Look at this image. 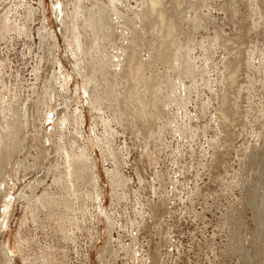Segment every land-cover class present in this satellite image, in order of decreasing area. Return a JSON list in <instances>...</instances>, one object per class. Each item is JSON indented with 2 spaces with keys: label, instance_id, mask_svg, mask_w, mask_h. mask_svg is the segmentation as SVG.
Instances as JSON below:
<instances>
[{
  "label": "bare ground",
  "instance_id": "bare-ground-1",
  "mask_svg": "<svg viewBox=\"0 0 264 264\" xmlns=\"http://www.w3.org/2000/svg\"><path fill=\"white\" fill-rule=\"evenodd\" d=\"M34 1L0 0V42L21 35L35 56L27 80L6 69L10 59L0 50V234L15 204L22 207L12 245L10 236L0 239V264L18 256L21 264H69L62 242L75 244L84 230L98 264H118L120 254L121 264H160L171 238L158 221L169 213L167 187L177 179L166 162L164 171L158 167L167 158L183 171L182 158H193L202 137L197 164L220 179L230 165L226 186L240 195L221 221L229 230L225 246L263 262V242L253 254L254 239L245 236L242 208L264 225V0H219L235 33L213 23L198 39L214 22L208 0ZM11 76L16 85L5 79ZM115 125L140 148L134 177L125 170V133ZM188 186L187 200L210 195ZM32 227H50L55 238L30 252ZM149 227L158 239L145 248L141 233Z\"/></svg>",
  "mask_w": 264,
  "mask_h": 264
},
{
  "label": "rangeland",
  "instance_id": "rangeland-1",
  "mask_svg": "<svg viewBox=\"0 0 264 264\" xmlns=\"http://www.w3.org/2000/svg\"><path fill=\"white\" fill-rule=\"evenodd\" d=\"M29 1L32 3L35 2L34 0H29ZM46 1H47V5L49 6V0H46ZM130 1L132 2V0ZM207 2L209 6V16L213 17V19H210V20L214 22H210V24L208 25L209 29L206 28V30H201V31L199 30V32H196L195 37L198 39L200 36V33L205 34L207 30L210 33L213 27L212 25L213 23L221 26L225 34H230V35L234 34L235 30H234L233 24L226 18L223 11L219 9L218 5L220 1L219 0H208ZM49 16H51V21H54L52 13H50ZM22 37L23 36L21 35L16 36V38L12 40L13 42L11 41V43L7 42L4 44L0 42V45H2L0 46V50L2 49L1 55H4L5 57H8L10 59L8 61V67L6 69L11 70L12 72H15L18 69L19 71H22V74L24 75V77L27 80H29L30 78H32V76L30 75V67L35 61V56L33 54H28L27 48L25 47L23 43L24 37L23 38ZM250 37L252 36L249 32L246 39H249ZM260 38L253 35V40H255L259 44H261ZM61 41L62 40L60 39V42ZM5 46H7V48ZM8 47L10 50L8 49ZM195 52L198 53L197 50H195ZM218 55H219V51L215 53V57H218ZM5 79H7L8 83H10L9 80L11 79L13 85H16V83L14 82V76H11L10 78L5 77ZM73 86H74V79L71 80L69 87L72 89ZM101 90L102 89L100 87L99 91ZM23 91L25 90H21L22 92L21 94H26L25 92L23 93ZM205 93L209 94L210 92L206 90ZM68 94L69 92L68 93L65 92L64 93L65 97ZM68 102H71L72 104H74L72 101H70V99L67 100V103ZM243 105H246V104L243 103ZM257 109L258 107L255 106L256 111ZM83 113L85 115L84 116L85 117V129L87 132L90 126L91 116L87 110H84ZM115 127L119 133L124 131L118 125L117 126L115 125ZM124 133L126 136L125 137L126 142L130 148L129 151L133 152V153L129 152L131 156L129 155L128 157V164L125 166V170L127 169L126 173L132 177L134 175L133 169H131V167H133L134 165V161H132L133 160L132 156H134V158L136 159L137 155L136 156L134 155L135 151H137L136 154H138V151L140 148L137 144H133V141L130 138V133L129 132L127 133V130L124 131ZM207 133L211 134V131L208 130ZM243 137H245L244 134L239 135V137L237 138V145H240V143L244 141ZM122 141H123V138H121L120 140L117 139L116 144H121ZM201 145L205 146V139L203 137L198 139L197 143L194 145L193 158H189L188 156L184 158L185 160L182 158L180 166H182L183 164L185 165L184 168H182L183 171H180L181 168L180 169L178 168L179 169L178 170L177 166L174 167L170 162H169L170 165L169 164L167 165L169 161L167 158H164L165 160L163 159V161L161 160L162 162H160L159 164V167H158L159 170L161 169L165 170V166L168 168L170 167L171 168L169 169L171 171L170 174L171 175L174 174L173 177L174 178L176 177L177 179L175 181L176 186L174 185L175 186L174 188H172L170 185L169 187H167V191L169 193L167 195V199H168L167 208H169L168 209L169 213L168 212H165L166 214L163 213L161 217H163L164 214L166 217L160 218V221H158L160 222V224L157 223L165 231L167 230L171 238L169 239L170 242H168V244L166 243L165 244L166 246L162 247V250L165 253L164 254L165 256H163L164 259L160 260V262L162 261L160 264H264V260L263 262L262 261L257 262V260L256 259L254 260L253 257L251 259L252 262L250 260L249 262L247 260H243L240 257H238L232 250H228L226 248L225 243L227 239L229 238L228 237L229 230L227 231V229L223 226L221 221H222V218L224 217V214L227 211L229 212V207L233 205L235 202H238V198L240 195L235 185L226 186V183L231 181L230 177L233 172V168L230 167V165H226L225 168L224 167L220 168L219 172L220 174H222V177H223V179H220V177H218L214 171L213 172L210 171L211 172L210 173L205 168L201 169L203 167H201L200 163L197 164L198 162L202 161L201 156L199 154L201 150V147H200ZM189 159L191 161H189ZM164 163H165V166H164ZM232 164L234 167H236L237 165L235 161H233L231 165ZM189 166H192V167L190 168ZM197 166L199 167L197 168ZM172 167H173V170H172ZM150 169H151L150 167H146V169L144 170L145 175L149 174L148 176L146 175L147 179H150L152 175V169L151 170ZM187 169L188 170L190 169V170L188 171ZM177 170H178V174L176 173ZM177 181L179 183H177ZM136 183H137L136 179L134 178L133 185H136ZM185 183L187 184V186ZM188 185L190 186L198 185L201 189L203 190L205 189L206 191H209L210 195H208L206 198H196L195 197L192 200H187L185 198V192L187 188L189 187ZM172 189H174V191ZM143 191H144L143 194L148 195L147 193H145L146 192L145 190ZM173 196H175V198ZM151 198L153 200L157 199L153 195L151 196ZM19 204L20 203L15 204V208L9 220V228L6 231H4L2 234H0V239L7 238V236H10L11 245H12V241L14 237V232L16 231L18 227L19 218L22 214V207L19 206ZM242 211H243L242 213L243 217L247 225V234H245V236L249 237V240L252 238L254 239V243L252 242L251 243H252V246H254L256 249L253 248L252 253L253 254L259 253L261 250V242H263L262 249L264 248V225H261L260 222H258V217L253 215V212L250 208L248 207L242 208ZM262 218L264 220V211L262 213ZM148 221L151 223L152 221L150 219L147 220V224L151 225V223H149ZM158 226H157V229H158ZM162 228H160V230H163ZM256 228H258V230H256ZM154 231L155 230H153V228H150V227L149 229L145 231L142 230L140 241L142 245H144L145 248H147V243H150V245H152L153 242L158 239L156 235L154 236L151 235L152 233H154ZM53 232L50 227H48L45 231H43L40 228L34 229L32 227L29 233L32 236V241L30 242V249H31L30 252L36 249V245L38 243H44V241L46 240L55 238V235ZM113 234H115L114 236H116V231H114ZM151 239H153L152 242L149 241ZM76 241L77 242L75 244L62 242V245L66 246V250L69 254L68 256L69 264H98L96 260V255L93 253L91 249V246H90L91 244L89 243L88 234L85 230L81 233L78 232ZM170 243L172 244V246H170L171 245ZM177 249L179 250L177 251ZM166 256H168L169 258ZM122 257H123L122 254H120L117 257L118 264H121L125 260ZM92 261H95V262H92ZM15 264H21V259L19 258V256L16 257Z\"/></svg>",
  "mask_w": 264,
  "mask_h": 264
}]
</instances>
